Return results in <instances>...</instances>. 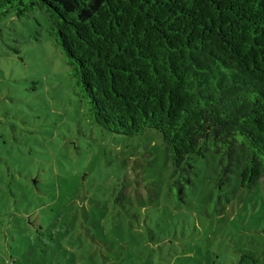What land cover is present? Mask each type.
Returning a JSON list of instances; mask_svg holds the SVG:
<instances>
[{"label":"rangeland","instance_id":"374dc122","mask_svg":"<svg viewBox=\"0 0 264 264\" xmlns=\"http://www.w3.org/2000/svg\"><path fill=\"white\" fill-rule=\"evenodd\" d=\"M47 18H0V264H264V181L220 201L211 154L183 195L158 134L82 114Z\"/></svg>","mask_w":264,"mask_h":264},{"label":"trees","instance_id":"16d2710c","mask_svg":"<svg viewBox=\"0 0 264 264\" xmlns=\"http://www.w3.org/2000/svg\"><path fill=\"white\" fill-rule=\"evenodd\" d=\"M47 18L86 121L155 131L180 197L211 154L220 201L264 181V0H0V18Z\"/></svg>","mask_w":264,"mask_h":264}]
</instances>
